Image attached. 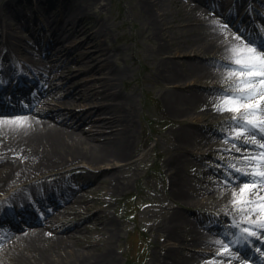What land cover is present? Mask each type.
<instances>
[{
    "label": "rangeland",
    "instance_id": "rangeland-1",
    "mask_svg": "<svg viewBox=\"0 0 264 264\" xmlns=\"http://www.w3.org/2000/svg\"><path fill=\"white\" fill-rule=\"evenodd\" d=\"M51 1L0 0V11L5 14L8 22V25L0 30V41L4 40L6 33H11L12 49L17 62L29 54L36 53L35 59L38 65L35 73L33 72L34 79L31 83L33 85L29 87L31 92L28 94L32 95L37 88L51 91L53 86V91L58 94L60 91L59 88H55L56 85L81 90L79 95L70 99V103H67L68 107L63 109L81 111V114L87 113L90 117L86 118L81 125L69 129L74 128L81 138L86 139L88 138L86 132H93L94 135L100 133L107 135L108 128L97 131L99 128L95 124L98 115L93 110L95 107H104L108 106L109 102L111 103L103 83L107 74L102 69V64L110 62L113 69L124 70V79L117 82L115 89L119 91L116 92L135 97L134 105L128 114L137 132L135 142L124 159L116 160L108 157L107 160L92 163V161L81 157L59 170L46 172L40 176L41 179H37L36 182H49V185L61 186L65 191H58L59 194H55V199L52 200L53 202L58 200L56 205H52L53 203L44 205L49 212L51 211V214L63 216L58 223L72 225L67 231L59 234L66 235L78 225L76 234L67 238L72 249L84 253L111 249L117 264H163L165 249L175 245L164 237V229L172 217L179 213L185 220L181 232L184 241H189L193 228H196L204 233L203 236L212 239L210 242H213L208 243L207 247L201 244L188 245L185 248L175 245L179 247L181 255L187 254V252L194 253L199 260L197 264H224L229 261L230 264H240L238 259H234V256L238 254L237 251L229 248V253L233 255L231 258L230 254L216 243V241L224 243V240L219 238L217 232H214L221 225L224 230L222 232L229 237H232L236 232L239 234L238 230L246 227L251 231L256 230L247 222L238 220L236 215L247 216L244 215L246 205L243 201L252 199L249 197L253 196L254 191L248 190L250 195H239L235 204L231 201L230 204H226L227 207L221 206L224 211L217 210L216 207L213 210L209 209L213 208L211 207L212 203L216 205V202L223 200L230 186L238 187L237 185L243 183L245 178L239 173L233 176V179L229 174L231 170L240 165L236 164L243 161L244 165L252 166L244 161L243 157L253 155L257 151H264V149L245 145L243 138L233 140L234 132L228 121L235 113L224 112L221 114L215 110L214 106L220 99V91L227 88L233 82L232 80L214 76L204 78L190 75L185 80H176L174 83H165L163 86L164 81L162 82V79L155 76L158 67L157 58L160 56V58L168 59L167 57L171 55H174L175 59L180 62L177 66L186 71L192 66V63L195 68L201 66L209 70L228 71L224 67L228 63L227 59L213 55V53H195L192 49L195 41L186 30L190 25L188 23L180 25L182 20L179 22V17L187 11L189 5L197 4L196 0H172L167 3L169 14L167 13L165 16V30L163 29L165 33L164 31L162 33L166 35L172 33L176 41L173 43L172 50L164 54L157 53L160 30L156 24L161 22L163 17L160 15V19L153 22V18L140 11L142 0H85L80 2L81 5L88 6L89 18H84L82 24L85 31L78 38L76 35L79 32L75 33L72 30L63 32L61 20L57 19L54 23L48 17L50 14H55V16L59 14L61 8H70L73 1L65 0L54 7L50 4ZM222 1L229 3V0ZM248 1L253 4L260 2L258 0ZM7 3L18 7L19 16H10L6 12ZM46 4L51 8H45L46 10L41 8ZM198 4L197 6L209 13V18L213 22L218 21L219 24L226 25L227 32L229 31L234 37H241L237 29L228 25L220 14L213 13L209 8ZM233 4L234 0H230L228 7L230 8ZM161 12L159 11V13ZM95 22L106 25L105 34L98 36L101 47L105 49L109 47L106 51H97L93 46L92 37L89 36L92 29L90 31L88 27ZM254 23L255 26H261L259 22ZM51 25L54 28H48ZM183 27L186 31L180 35ZM261 32L264 33L262 28ZM55 33L61 34L62 40L67 41L65 49L63 53L56 56L51 68L44 67L46 60H43L45 57L40 54L55 55L57 53L56 49H53L47 42L49 41L48 37ZM183 37L189 38L184 40ZM34 38H38V44H35ZM66 50L69 51L68 54H65ZM3 54L0 52V55ZM59 61V66L56 67ZM58 69H66L70 73L62 78V71L60 72ZM54 71H57L58 75L52 83L49 81V76ZM234 79L236 77H233ZM9 82L10 80L6 81V84L8 85ZM171 86L182 87V89L184 87L193 88L196 91L190 92L193 95L199 94L200 98L193 100L180 115L173 114L168 102L172 91L164 90L165 87L171 88ZM38 98L33 100V105L38 111L35 115L48 109L44 103L37 102ZM259 102L261 101L258 98L247 103L256 104ZM6 116L7 114L0 113V118ZM254 119L258 122L264 117L257 116ZM181 126H185L188 135H195L193 141H190L189 138L184 143L185 149H190V151L186 152L185 150L187 154L182 157L183 165L180 168V178L185 185L184 192L191 200L189 203H183L182 198L174 195L176 191L173 189L171 180L174 171L169 169L168 165V160L172 155L170 149L178 144L174 132ZM97 141L98 139H89V146H85L90 150L87 152L89 155L96 153L92 151L91 147L98 144ZM65 153L63 152L62 155L68 154ZM2 162L7 161H0V178L6 171L2 167ZM103 170L113 171L115 178L112 179L110 174ZM245 170L250 171L251 168L248 167ZM58 173L65 175L66 182L63 184V180H60L59 184L55 181ZM33 181H35L34 178L27 181L21 179L4 190H0V206L12 196L18 198L24 185ZM205 198L207 200L204 201ZM196 199L203 200V204L194 206L192 201ZM35 201L37 202V200ZM58 203L59 205H57ZM33 204L37 206L36 203ZM61 207L63 208L60 212ZM199 218H203V222L200 223ZM236 223L239 224V229L233 226ZM214 224H216V229ZM210 227H213V233L209 231ZM26 231V228H23V230L15 232V236L22 237ZM39 231L45 235L48 234V229L45 226H41ZM12 239L8 240V249L0 252V262L7 260V264H18L19 262L21 264H46L49 255V258L54 257L60 262L78 264L66 251L60 253L51 251V253L41 254V250L30 248L26 249L21 257H18L15 254L16 238ZM162 244L166 245L165 249L162 248ZM6 251L7 253H5ZM153 254L157 258H154ZM98 264H106V262ZM242 264L248 263L244 260Z\"/></svg>",
    "mask_w": 264,
    "mask_h": 264
},
{
    "label": "bare ground",
    "instance_id": "bare-ground-1",
    "mask_svg": "<svg viewBox=\"0 0 264 264\" xmlns=\"http://www.w3.org/2000/svg\"><path fill=\"white\" fill-rule=\"evenodd\" d=\"M63 1L65 0H52L50 4L54 7V5L60 4ZM72 1L73 4L70 8H61L59 14H57L56 16L55 14H50L48 15V17L50 20H53L54 23L57 19L61 20V27L63 28V32L68 30H72L75 33L79 32V34L76 35V37L78 38L81 33L85 31L84 25L82 23L84 18H89L88 6L81 5L80 2L85 0ZM171 1L172 0H142V6L140 8V11H142L145 15L154 19L153 22L157 21L160 15H162L163 17V20H161V22L156 23L158 25L157 28L160 30V36L158 38L159 45H157L158 54H164L171 51L174 45L173 43L174 41H176L175 36H172V33H169V35L162 33V31L165 30V16L167 15V13L169 14L167 3H170ZM196 3H200V5H202L203 7H208L210 10H212L213 13L220 14L224 18L225 22H230L232 16L236 12L244 8L243 4H241L236 9H231L232 7L229 8L228 3H224L222 1L212 3L209 0H196ZM197 4H195L194 6L189 5L187 11L185 13H182V16H180L178 19L179 22L182 20V23L180 22V25H184L183 23H188L190 25L186 30H188L187 33L191 34L192 39L195 41L194 45L192 46L193 51L197 54L213 53V55H219L221 58L227 59L226 48L228 47V44L225 43V35L227 36V41L229 44H238L240 43V41L235 40L234 35H231L229 31L226 33H221L217 28V25L213 23L211 18H209V13H207L206 10L200 8V6H197ZM6 5V12L10 16H19L20 10L17 6L9 5V3H7ZM49 7L51 8V6L46 4L45 7L41 8L49 9ZM159 11L162 12L159 13ZM251 12H255V10ZM247 13H249V11L247 12L246 10L244 14ZM4 15L5 14L0 11V30L4 29V27L8 25V22L6 21L7 18H5ZM48 28L51 29L54 28V26L51 25L48 26ZM88 30L91 31L89 33V36L92 37L91 40L93 42V46L97 49V51L102 52L109 49V47H107L106 49L104 47H101L98 42V36L102 35L103 33L105 34V23L95 22L90 27H88ZM186 30L183 27L181 29L182 32L180 31V35H183V32H185ZM11 37V33L8 32L6 33L4 40L0 41V52L4 53V65L8 69L14 67V64H12L13 61L17 62L12 49L13 39L11 40ZM179 38L182 39V37ZM188 38L183 37L184 40ZM48 40V44H50L53 49H56L57 53L55 55L50 53H41L40 55L43 54L45 57L43 59L46 60V62L44 63V67L47 66L51 68L54 64L53 62L56 56L60 55V53H63L67 41H63L61 34L57 35L56 33L48 37ZM35 42L38 44L39 41L35 40ZM251 42L256 43V41L254 40H251ZM68 53L69 51L66 50L65 54ZM35 55L36 53L25 56L20 60V63L16 64L17 67L15 69L35 70L36 66L38 65L35 59ZM167 58L168 59L160 58V56L157 58L158 67L155 72V76L162 79V82L164 81L163 86H165V83H174L176 80H185V78L190 75H196L204 78H207L208 76H214L224 79L227 75V71L224 70H209L208 68H204L201 66H196L195 68V65L193 63L192 66L186 71L184 69H180L177 66L180 64V62L175 59L174 55H171ZM105 59L107 60V57ZM48 60H50L51 62ZM59 63L60 61L58 62V65L56 67L59 66ZM102 65V69H104L107 74L106 78L103 80L106 88L105 92L108 98L111 100V103L109 102L108 106L95 107V110L93 111H95L98 115L97 122L95 124V126L99 128L97 131H102L103 128H108L109 132L107 133V135L101 133L98 135H94L93 132H86V136L88 137L86 139L81 138L74 131V128L77 127V125H81L85 121V119H89L90 116H88L89 114L87 113L81 114V111L75 112L71 110H64L63 108H65L66 106L68 107L67 103H70V99L74 98L75 95H79L81 90L79 91V89L77 90L76 88H63V85L55 86V88H59L60 93L58 94L53 91L54 86L52 87L51 91L43 90L41 92L43 93V96L38 98L37 102L44 103L48 108L47 111L35 115V113L38 112L35 107L29 110L16 108L14 110L16 111L15 114L7 116L5 118H0V161H7L5 162L6 165L4 162L1 163L2 167H4L6 171L0 178V190H4L18 180L22 179L24 181H27L32 180L33 178L35 179V181L31 183L27 182V184L24 185L22 189L23 191L21 193L19 192L20 194L35 191L40 187H54L52 184L49 185V182L36 181H38L37 179H41L40 176L44 173L53 170H59L65 165L71 163L72 161L78 160L81 157L92 161V163H98L100 161L109 159L108 157L120 160L124 159L127 156L129 149L135 142V135L137 133L135 125L129 115L130 109H132V105H134L135 97L133 95L121 94L116 92L119 91L115 89L117 88V82L124 79L123 69H113L110 66V62H106ZM58 70L60 72L62 71V78H65L67 74L70 73L66 69ZM57 75V71L52 72L49 76V81L53 83ZM164 90L172 91V94L169 96L168 102L171 112L176 115H180L182 112H184V109H186L193 100H197V98H200L199 94L193 95L190 92L196 91L190 87H184L182 89V87L176 88L171 86V88L165 87ZM90 126L92 127V124ZM71 127L74 128L69 129ZM174 133L176 139L178 140V144H176L174 148L170 149L172 150V155L170 157V160H168V165L170 166L169 169L174 171L172 174L173 178L171 179L172 185L174 186L173 189L176 191L174 192V195H176V197L182 198L183 203H189L191 200L186 196V193L184 192L185 185L180 178V168L183 165L182 157L187 154V151H190V149H185L184 143H186L187 139L189 138L190 141H193L195 139V135H188V131L185 129V126L177 128ZM89 139H98V144L91 147L92 151L96 152L92 153V155H89L87 153L90 152L88 147L85 148V146L89 144ZM63 152H66L68 154L65 153L66 155H62ZM238 164L240 165L237 168H241L244 170L248 167L252 168V166L244 165L243 161H239L236 165ZM103 171L109 173L112 179L115 178V174H113V171ZM229 174L233 179V176H236L237 172H235V170H231ZM112 179H110L111 182ZM60 180H63L62 184L63 182H66L65 175L58 173L55 181L57 182V184H59L61 183ZM114 183L116 184L115 181ZM237 186L238 187L230 186L223 200L216 202V205L212 203L211 207L213 208L209 210H213L214 207H216L217 210H220L221 206L227 207L226 204H230L231 201L234 200L233 193L237 194L235 200L238 199L237 197L241 194L250 195V192H248L249 189L253 190L255 193V195L249 197L252 198L249 200L256 199L258 202L264 203V201H261V197H264V189H260L258 186L253 185H250L249 189H244L243 183ZM67 188H69V186H67ZM14 199H16V196H12L8 201H13ZM226 199H229V201H226ZM205 200H207V198H205L204 201ZM204 201L196 199L192 201V204L194 206L196 204H198L196 206H201ZM244 210V215L247 216L243 217V214H236L238 216V220L244 222L248 220H255L257 222L264 221V211L259 207L257 208L255 214L253 213L252 206H246ZM221 211L224 210L221 209ZM30 215L31 214H29V216ZM61 217L63 216L60 214H50L44 219V224L48 229V234L46 235L41 233L38 229H33L34 231L27 232L23 234L22 237L16 239L17 247L15 254L18 257H21L23 252L26 249L30 248L41 250V254H46L48 252L51 253V251L56 253L66 251L67 253H70L69 255L74 258L75 263L78 264H98L103 262H106V264H117L115 255L113 252H111V249L107 251L98 250V252L86 251L85 253L72 249V246L68 242L67 238L73 237L76 234L78 225H76V227H74V230L70 231V233L61 235L59 234L60 232H65L72 227V225L67 226L65 223H58ZM184 221L185 220L182 214L178 213L173 216L170 223H168V225L164 229V237L172 241V244L181 247L183 246V248L187 247L188 245L194 246L195 244H201L202 246L207 247L209 240H205L206 237H203L204 233L200 232V229L193 228V232L189 241H184V237L181 234ZM199 221L200 223L203 222V218H199ZM175 245L168 246V248L165 249L166 245L162 244V248L165 249L163 264L198 263L199 260L198 258H196V255L194 253L187 252V254L181 255L178 249L179 247ZM7 249L8 247L5 244L1 245L0 252H3ZM5 253H7V251ZM153 257L157 258V256L154 254ZM55 260L56 259H54V257L49 258L48 255L46 264H70ZM7 262V260H2L0 264H7ZM239 262L240 264L242 263L241 260ZM224 264H230V261Z\"/></svg>",
    "mask_w": 264,
    "mask_h": 264
},
{
    "label": "snow or ice",
    "instance_id": "snow-or-ice-1",
    "mask_svg": "<svg viewBox=\"0 0 264 264\" xmlns=\"http://www.w3.org/2000/svg\"><path fill=\"white\" fill-rule=\"evenodd\" d=\"M213 23L217 25L221 33L227 32L226 25H221L218 21ZM234 39L240 41V43L229 44L225 35V43L228 44L226 48L228 63L224 65L228 71L225 79L233 82L220 91V99L214 107L221 114L224 112L235 113L228 121L234 132L233 140H241L243 138L245 145L264 149V119L258 122L254 119L257 116L264 117V49H259L254 45L246 46L239 36L234 37ZM233 77H236V79L233 80ZM258 98L261 102L256 104L247 103ZM243 159L252 165L250 171L241 168L234 169L245 178L243 188L249 189V186L253 185L264 189V151H257L253 155L244 156ZM236 195V193H233L234 204L237 203L235 200ZM261 201H264V197H261ZM243 203L246 206H252L254 214L258 207L264 210V203H260L256 199L243 201ZM246 222L250 226H254L264 232V221L248 220ZM233 226L239 229L238 223ZM245 234L248 237H254L257 233L251 231L248 227L243 228L240 230L238 240L233 241V243L244 239ZM216 243L220 244L228 252L227 244L222 241H216Z\"/></svg>",
    "mask_w": 264,
    "mask_h": 264
}]
</instances>
